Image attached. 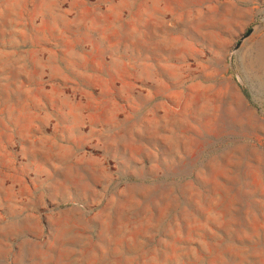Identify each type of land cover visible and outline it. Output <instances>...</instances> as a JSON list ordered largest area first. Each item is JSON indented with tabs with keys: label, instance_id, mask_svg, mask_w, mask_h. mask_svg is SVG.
Returning <instances> with one entry per match:
<instances>
[{
	"label": "rangeland",
	"instance_id": "1",
	"mask_svg": "<svg viewBox=\"0 0 264 264\" xmlns=\"http://www.w3.org/2000/svg\"><path fill=\"white\" fill-rule=\"evenodd\" d=\"M0 264H264V0H0Z\"/></svg>",
	"mask_w": 264,
	"mask_h": 264
},
{
	"label": "water",
	"instance_id": "2",
	"mask_svg": "<svg viewBox=\"0 0 264 264\" xmlns=\"http://www.w3.org/2000/svg\"><path fill=\"white\" fill-rule=\"evenodd\" d=\"M250 34V31L249 32H247V34L246 35H249Z\"/></svg>",
	"mask_w": 264,
	"mask_h": 264
}]
</instances>
